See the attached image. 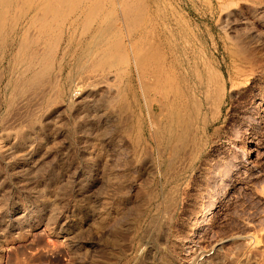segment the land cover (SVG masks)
I'll list each match as a JSON object with an SVG mask.
<instances>
[{
	"label": "rangeland",
	"instance_id": "rangeland-1",
	"mask_svg": "<svg viewBox=\"0 0 264 264\" xmlns=\"http://www.w3.org/2000/svg\"><path fill=\"white\" fill-rule=\"evenodd\" d=\"M163 1L162 5L167 3L164 4L166 7L173 8L174 5L177 8V11L169 8L172 12L159 3V8L166 9H160V12L166 15L160 12L156 15L157 18L163 17L157 19L161 24L166 20L169 25L173 22L169 26L173 40L169 39L170 44H166L173 53L170 55L192 73L193 63L201 67L206 64V67H200L204 73H211V80L221 74L228 91L232 89L230 83L241 84L242 81L244 92L234 98L229 94L220 121L210 126L207 136L201 132L199 123L197 128L194 127V135L199 134L198 139L195 136L190 140L188 136V140L179 143L181 147L178 144L181 157L179 151L176 155L184 163L176 155L170 154L169 157L167 153L168 159L165 156L158 158L154 151L150 154L149 150L150 157H153H149L151 169L143 165L140 157L135 156V163V157L124 147L126 145L121 142L123 137L116 133L118 131H113L115 134L112 132L108 139L101 136L98 118L86 117L83 111L74 110L68 98L47 102L41 97L30 98L29 93V100L24 102L17 99L19 96L11 98V94L1 98L0 205L7 209L17 201L34 211L27 217L38 219V222L29 224L33 226L25 225L23 228L27 239L13 241L19 231L8 238L0 253L2 264H10L19 248H29L17 256L20 257L19 264L20 259L21 264H264V0ZM170 13H174L172 17ZM175 22L179 25H174ZM161 24L162 30L164 24ZM175 28L185 31V35H180L182 39L179 40L181 30L177 33ZM174 37L179 47L174 44ZM190 45L194 50L188 48ZM178 48L180 50H176ZM195 50L201 56H195ZM191 51L195 52L194 55ZM195 59L200 63L197 64ZM238 65H241V71ZM216 67L219 69L217 73L214 72ZM234 68L239 69V75ZM228 76L234 82L228 80ZM212 113L213 110H208L204 115L211 117ZM143 115L147 119L144 111ZM94 123L96 127H93ZM194 139L199 141L196 145H201L197 147ZM185 142L192 146L189 149L192 148L198 158L191 156L192 152L189 154ZM246 142L252 150L248 160L242 159L239 151ZM181 154L187 159L183 160ZM174 161L177 165L173 168L171 164ZM167 162H170L169 166ZM227 170L230 171L229 179L219 183ZM172 193L171 203L169 195ZM213 200V211L205 214ZM165 201L171 204L168 206ZM107 208L110 216L102 217ZM92 211H96L97 216H92ZM99 216L105 222H100ZM58 217L61 223L77 222L69 234L60 232L56 223ZM96 217L99 218L94 221Z\"/></svg>",
	"mask_w": 264,
	"mask_h": 264
},
{
	"label": "bare ground",
	"instance_id": "bare-ground-1",
	"mask_svg": "<svg viewBox=\"0 0 264 264\" xmlns=\"http://www.w3.org/2000/svg\"><path fill=\"white\" fill-rule=\"evenodd\" d=\"M161 1L162 0H0V99L4 97L6 98L7 94H11V98L14 97L15 99L19 96L17 99L19 100L21 98V102L28 101L29 94H31L32 96L30 98L41 97L47 102L68 98L71 102H69L70 106H72L71 108L76 111H83L84 116L86 117L94 116L98 118L99 126H97L99 127V130H101V136L107 138V136H109L113 131H118L116 133H120L122 135V141L120 139L119 140L126 145L124 147H127L129 149L128 151L132 153L133 157H140V161L142 160V162L144 163L143 165L147 166L148 168H150L149 166L152 163H150V158L152 157V155L150 157V154L154 152L156 155H158V158L167 155V153L169 154V157L170 154L172 156H175L178 151L179 155L181 152V149L179 150V148L181 147L179 143H184L186 139L188 140V136L190 140L195 136V138L198 139L197 135L199 134L194 135V129L196 130L197 128L196 124H201V132H204L207 136V132L210 130V126L218 120L220 121L223 115V108L225 106V103H227L229 94H231V97L233 98L237 97L244 92L245 87L241 86V84H243L242 81L241 84L230 83L232 86H230V88L232 89L228 91L227 87H225L224 85L225 83H223L224 79L222 80L223 76L221 77V74H217L216 78H214L216 80V83L214 79H212L214 81L213 82L209 78L210 76H212L211 73L209 72L210 74H208L207 70H205V72L209 75L208 76L204 73V69H201L203 67H206V64H202V66H204L201 67L199 65H196V63H193V61L191 62V60H193L197 54L196 50V53L194 51H191L192 54L193 52L195 53L193 59H190V62L195 64L192 67L193 73L189 72V70H187V68H184V66H182L180 62L176 61V58L174 59L173 55H170L173 53H170L168 47H166V44L168 46L171 42L169 41V39H172V37L174 36L173 33H170L169 35V32H171L169 26L173 23L171 21L173 20V18H171L170 20L172 22L170 25V22H166L167 20L165 22L164 20H162V22H164V25L161 24V22L157 21V19L160 20L163 18L156 17V15H159L157 13H159L160 9H162L159 8V3H162ZM163 2H166V0ZM167 2L169 1L167 0ZM171 3L168 5H171ZM164 4L161 5L166 7ZM166 8L169 9L172 7L167 6ZM173 8V10L177 9L176 7H174V5ZM162 10L166 9L163 8ZM176 11H174V13ZM161 13L165 14V12L163 11L160 12V14ZM172 14L170 13L171 17L173 16ZM164 17L167 18L166 16ZM177 20L179 19L177 18ZM158 22L161 24V26H164V29H160V24ZM178 23L180 24V21ZM178 23L174 25H177ZM179 26L181 27V24ZM175 29L177 30L178 28ZM182 29L183 28L176 31L177 33H179L178 31L181 30V34L179 33V40L182 39L180 38V35L184 34L185 32H182ZM184 35L183 38L186 39ZM174 42V44L179 47V44L176 43V39ZM188 44H190L189 41ZM190 47L193 48L191 45L188 46V48ZM176 50L180 49L178 48ZM185 51L186 49L184 50V52ZM187 51L189 50L187 49ZM200 54H197V56ZM200 58L205 59L203 58V56ZM196 59L194 60L195 62H197ZM201 59H199V61ZM199 61L197 62V64L200 63ZM203 61L204 60H202L201 62L203 63ZM186 63H188V59ZM190 65L191 64H189V66ZM240 66L238 65V68H240L241 71ZM182 68L185 70H182ZM212 68L214 69V67ZM215 69L216 70H214V72L216 71L217 73L219 69H217V67ZM235 71H237L238 73L239 69H236ZM233 73L235 74V72ZM230 75L232 76V74ZM237 77L238 76H236L235 79ZM232 79L230 80L229 78L228 80L234 82V80ZM25 94L28 95L27 98L26 96H24ZM20 95H23L24 97ZM4 103L7 104V102ZM16 105L17 104H15V106ZM7 107L9 106L7 105ZM207 107L212 108L208 110H213L211 117L208 114L207 115L209 117H205L206 114L204 115V113L208 111ZM6 109L8 110V108ZM143 111L145 112V116L147 117V119H145ZM84 121L87 122L86 120ZM93 127H96V124ZM197 132L198 130L195 133ZM119 136L117 138H120ZM196 139H194L195 145L198 141ZM192 142L191 144L193 146ZM187 143L186 146H188V149L187 147L185 149L189 150V154H191L193 149L190 148V151L189 147L192 146H190V144L187 145ZM178 144L180 147H178ZM183 145L184 144H182V147ZM198 145L196 146L198 147ZM197 147L193 146V148L196 149ZM149 150H151L152 152ZM148 151L150 154L148 153ZM239 151L242 159L248 160L249 157L251 158L252 150L248 142H246L243 148H241ZM184 152L185 150L183 151V153ZM187 153L188 151L186 152V154ZM193 153L194 152H192L191 156L195 155ZM200 153H202V151ZM189 154H187L186 156L188 157ZM179 156L176 155L175 157L177 158ZM195 156L196 158H198L197 155ZM187 157L183 158L182 155L183 160H186ZM114 159H116V157H114ZM118 159L121 158L118 157ZM170 159L171 158H169V160ZM122 160L124 161V159ZM179 160L178 163L182 161ZM134 161L136 163V157ZM138 161L139 160H137V162ZM175 162L176 161L172 162L171 164L173 165V168L177 165V163L174 165ZM169 163L167 162V165ZM139 164L142 165L141 162ZM154 166L152 164V168ZM229 177L230 171L227 170L225 174L220 177L219 183L228 180ZM170 196H173V193L172 195H169V198H171ZM167 197L168 195L166 196V198ZM173 197L170 200L171 203ZM169 198L167 199L169 200ZM108 201H110V199ZM95 202H98V200L95 199ZM121 202L119 203L120 205ZM214 206L215 200L211 201L209 206L205 209V214H209L211 211H213L212 209L214 208ZM108 208L107 210H102H105L103 215L99 210L97 211L101 213L102 217L104 215L106 217H109L110 209ZM158 208H160V206ZM96 209L94 208V210ZM126 209L128 210V208ZM167 209H170V207ZM32 211L33 210L30 209L29 206H21L17 201L14 203V205L7 209H5V207L3 208V206L0 205V253L2 252L3 246L7 243L8 238L14 236L15 231H19L17 232L19 235H16L13 241H18V239L21 240L26 238L22 231L25 225H29L31 222L34 223L35 221L38 222V219H31V217H27ZM117 211L118 210H116V212ZM95 212L96 211H92V216H95L97 214ZM126 214H128V211L126 212ZM119 216L121 217V214ZM99 217L94 218V221L98 220L97 218ZM102 217H100V222L103 220ZM116 217H118V215ZM113 218L115 219V217ZM122 219L125 220L126 218L122 217ZM122 219H120V222ZM154 219L156 220V218ZM118 220L117 222H119ZM100 222L98 221V223ZM56 223L59 226L60 232L69 234L73 230V227L76 226L74 224L77 222L61 223L60 217H58ZM161 224L163 226V223ZM100 225L96 226L102 228ZM29 226H33V224ZM112 227H114V225ZM115 227L117 228V226ZM164 228L165 227H163V229ZM111 230L114 231L113 228ZM107 231H109V229H107ZM39 242L43 241L39 240ZM39 242H37V244ZM118 244H120V242ZM72 247H74L75 249V246ZM46 248L48 247H45V249ZM28 249H17L15 252V258H11L12 261L10 264H19L18 260L20 257L17 256L24 254ZM26 260L27 257L24 262H26ZM2 261V257L0 256V264H2Z\"/></svg>",
	"mask_w": 264,
	"mask_h": 264
}]
</instances>
